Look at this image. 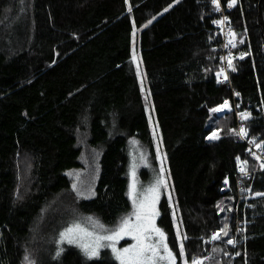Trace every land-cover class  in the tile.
I'll use <instances>...</instances> for the list:
<instances>
[{
	"label": "trees",
	"instance_id": "trees-1",
	"mask_svg": "<svg viewBox=\"0 0 264 264\" xmlns=\"http://www.w3.org/2000/svg\"><path fill=\"white\" fill-rule=\"evenodd\" d=\"M226 16L237 53L246 54L237 59L233 88L217 79L220 16L212 0H0V264H25L44 212L59 198L107 224L128 210L130 141L154 152L148 107L173 203L160 200L158 225L177 264L176 222L189 258L264 264V196H255L264 193V172L231 131L235 112L212 111L238 103L239 113H251L241 121L247 138L264 143V0H237ZM80 129L102 150L91 199L79 197L68 176L81 166ZM216 130L221 138L208 140ZM224 224L240 241L235 259L213 251L227 252L228 237L204 252ZM52 264L118 263L106 254L87 261L68 247Z\"/></svg>",
	"mask_w": 264,
	"mask_h": 264
},
{
	"label": "snow or ice",
	"instance_id": "snow-or-ice-1",
	"mask_svg": "<svg viewBox=\"0 0 264 264\" xmlns=\"http://www.w3.org/2000/svg\"><path fill=\"white\" fill-rule=\"evenodd\" d=\"M179 2V0H177ZM128 3V0H126ZM237 0H228V7L231 8L235 6ZM212 4L215 6L216 11H220V0H212ZM171 7V5L169 6ZM169 9L165 8L164 11L167 12ZM128 11L131 12L132 8L129 4ZM155 19V18H153ZM228 20L225 17L223 20L214 21V23L220 24L223 26L224 22ZM152 21L149 20L150 24ZM134 23V21H133ZM147 27V24L145 25ZM135 36V33H133ZM229 44L235 47V38L236 34L233 30H229ZM243 43V41H240ZM246 54L242 53L240 59H243ZM135 59V55L133 57ZM228 67L235 71V66L233 64L234 57L229 54L226 58ZM137 72L139 73V65L137 64ZM221 74H224V69L221 68L220 72L217 73V77H220ZM228 77L224 74V80H227ZM219 82V81H218ZM239 96V93H236ZM213 112L221 111H231V106L228 101H224L223 104L219 105L217 108L212 110ZM239 116L242 120H247L251 117V113L243 111L239 113ZM233 134L240 136L243 139H247L248 130L245 127H241L239 132L235 129L231 130ZM221 137L217 131H213L211 135L207 137L208 140H219ZM251 142L255 143V139ZM257 148L264 147V143H257ZM251 152V149H249ZM159 153V149H157ZM255 155V154H253ZM257 160H260V156H255ZM239 160V158H237ZM247 161H242L240 166V172L243 175H248ZM261 167L264 168V164H261ZM165 168L163 165V160H161V166L159 173L155 180L142 191H137L136 184L133 183L130 190V197L132 200L133 211L130 215L121 219L119 225L109 231L103 230V226L99 225V222L95 223L103 231H94L89 230L87 227L82 226L80 223H73L70 227H66L59 235V243L61 245L67 243L68 245H76L79 247L88 259H92L99 256L100 249L109 247L112 250V253L115 255V258L120 262V264H177V253L170 247L168 244L167 234L163 229L157 226L156 219L159 216V211L157 204L161 197V190L168 187V181L164 175ZM135 173H133L134 175ZM227 184L228 181L226 180ZM76 185H73L75 188ZM248 192H251V189H247ZM255 196L260 197L264 196V193L256 192ZM169 201H171V195L169 194ZM218 209L221 212H224L225 209L217 205ZM231 211V209H228ZM175 215V213H173ZM91 220V218H89ZM229 225L224 224L223 227L213 232L211 235V242H216L228 237L224 242L228 245H231L233 248L237 245V240L235 236H229ZM125 236H130L132 240L135 241L134 244H131L124 248H118L117 243L123 239ZM246 239V237H245ZM175 240L177 242V247L179 251V256L181 258L182 264H206V262L211 261L212 257L210 256H201L196 257L192 256L189 258V255L185 249V240H187L186 233L182 234L180 229L177 227L175 233ZM209 243V241H204ZM62 251V249L60 250ZM60 251H57V256L60 255ZM213 251H221L224 255H231L228 252H224L223 249H213ZM236 256L241 255L240 252L235 253ZM28 264H34V261L30 260L29 257H25Z\"/></svg>",
	"mask_w": 264,
	"mask_h": 264
},
{
	"label": "rangeland",
	"instance_id": "rangeland-1",
	"mask_svg": "<svg viewBox=\"0 0 264 264\" xmlns=\"http://www.w3.org/2000/svg\"><path fill=\"white\" fill-rule=\"evenodd\" d=\"M135 55V59L133 58ZM132 57V64L134 65L137 71V64L139 65V75L142 74V63L140 55L134 51ZM143 91H145L143 87ZM148 117L151 120L152 129L154 130V152L150 148H148L143 143L132 140L129 144V169H128V181H129V190L128 195L131 190V186L133 183L136 184L137 191H142L147 188L157 177L159 173V169L161 166V160H163V165L165 168V177L168 181V187L161 190L160 200L164 196H167L169 200V194L171 195V204L172 203V192L169 184V176L167 166L164 161L163 148L161 144V139L159 136L158 129H156L154 125V120L152 117V113L150 108H147ZM84 130V129H83ZM80 129L78 135V144L79 148L82 151V156L80 158L81 166L79 169H76L70 173H68L71 182L76 185L75 192L82 199H91L95 194L96 182L99 175L100 169V157L102 150L99 148H92L89 143L88 133L87 131H83ZM159 149V153L157 152ZM133 173H135L133 175ZM129 208L125 213H122L117 221L113 224H107L99 217L94 215H87L84 212L79 211V209L73 205L68 206L66 203H69V199L64 196L55 200L53 205L47 208L44 212L43 217L40 221L38 229L36 230V234L32 237V249L28 250L25 254V257H29L30 260L34 261V264H52L55 260L59 258V256L68 248H75L87 261L100 258L102 255L106 254L111 259L115 260L118 264L120 262L115 258V255L112 253L111 248L105 247L100 249V253L98 257L88 259L84 256L81 249L76 245H68L67 243L61 245L59 243V235L66 228L70 227L73 223H80L82 226L87 227L89 230L94 231H103V230H113L115 229L122 218L130 215L133 211L132 200L129 195ZM159 200V202H160ZM157 204V208L159 205ZM66 205V206H65ZM159 211V210H158ZM160 214V212H159ZM159 217V216H158ZM158 217L156 219V224L158 227ZM91 218V220L89 219ZM99 222V225L103 226V230L97 226L95 223ZM178 224L176 222V228ZM161 228V227H160ZM162 229V228H161ZM237 240V245L233 248L231 245L226 244L227 252L231 255H227L228 257L232 256L235 259V252H232L237 249L240 244L237 236H235ZM209 243L205 244L204 252L209 250V246L213 247L217 242H211V238L207 239ZM221 241V240H220ZM135 241L132 240L130 236H125L117 243L118 248H124L131 244H134ZM62 249V251H60ZM57 251H60V255L57 256ZM26 260V259H25ZM25 264H28V261H25Z\"/></svg>",
	"mask_w": 264,
	"mask_h": 264
},
{
	"label": "built area",
	"instance_id": "built-area-1",
	"mask_svg": "<svg viewBox=\"0 0 264 264\" xmlns=\"http://www.w3.org/2000/svg\"><path fill=\"white\" fill-rule=\"evenodd\" d=\"M215 11H216V8L215 6L213 5ZM220 7H221V10L220 11H216V13L220 16L219 20H223L226 16V11H229L231 10V8L228 7V5H224L223 3V0H220ZM229 20H226L223 24V26H221L220 24L217 25V35H218V42L216 44V46L214 47L215 49V52H218V57H219V61H220V69L223 68L224 69V74L227 75L228 79L227 80H224V74H221L220 77H218V81H219V84H222V85H229V87L233 88L232 86V82H231V76L232 74L234 73V71H232L229 67H228V63H227V57L229 56V54H231L234 59H233V64L235 66V69H236V66H237V59L239 56H241V53H237L235 47H236V41H234L235 43V47H233L231 44H229V36H228V33H229V30H231L229 28V23H228ZM234 91V89H233ZM236 93H239V92H233L234 94V99L236 100V98H238L240 96V93H239V96L236 95ZM230 106H231V111H221V112H217L219 115H226L228 113H233L235 112L236 114V120L238 122V127H242V119L241 117L239 116V112H238V109L240 108V105L237 103L236 106H232L230 101H228ZM218 132V134H220V130H216ZM240 137V136H239ZM240 140L243 142V143H247L248 144V149H251V152L252 154H255L253 155L254 157L255 156H260L261 159L260 160H256L258 161L259 163V166L261 167V164H264V150L263 148H257L256 147V144L259 143V142H251L252 139H243L240 137ZM261 169L263 170L264 172V168L261 167ZM225 187H226V190H228V183L226 184L225 183Z\"/></svg>",
	"mask_w": 264,
	"mask_h": 264
},
{
	"label": "bare ground",
	"instance_id": "bare-ground-1",
	"mask_svg": "<svg viewBox=\"0 0 264 264\" xmlns=\"http://www.w3.org/2000/svg\"><path fill=\"white\" fill-rule=\"evenodd\" d=\"M240 128H241V127H238V129H237L238 132H239ZM239 138H240V137H239Z\"/></svg>",
	"mask_w": 264,
	"mask_h": 264
},
{
	"label": "crops",
	"instance_id": "crops-1",
	"mask_svg": "<svg viewBox=\"0 0 264 264\" xmlns=\"http://www.w3.org/2000/svg\"><path fill=\"white\" fill-rule=\"evenodd\" d=\"M218 114V113H217ZM219 115V114H218ZM219 116H224V115H219Z\"/></svg>",
	"mask_w": 264,
	"mask_h": 264
}]
</instances>
